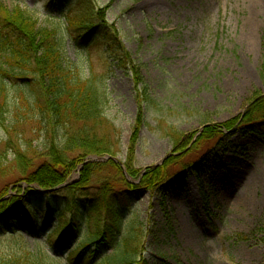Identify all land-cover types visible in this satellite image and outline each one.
<instances>
[{
    "label": "rangeland",
    "instance_id": "rangeland-1",
    "mask_svg": "<svg viewBox=\"0 0 264 264\" xmlns=\"http://www.w3.org/2000/svg\"><path fill=\"white\" fill-rule=\"evenodd\" d=\"M61 1L0 4L9 13L16 6L26 11L33 31L54 32L70 78L102 80L105 117L119 131L115 155L87 156L66 180H78L86 164L111 161L92 175L90 185L112 183L119 169L125 182L136 186L115 242L103 245L96 259L87 252L84 264H103L118 249L134 264H264V137L234 124L256 97L264 96L259 77L264 0H87L93 21L115 35L128 59L124 63L101 36L82 38L77 45L66 18L81 15L83 0ZM6 62L0 56V64ZM6 92L5 120L15 111L26 112L24 104L34 99L32 86L14 76ZM7 124L0 122V198L29 199L36 222L22 215L6 223L7 229L0 230V264H74L69 260L74 245L92 231L79 227L67 246L51 239L59 218L69 220L74 213L57 203L42 221L45 209L38 193L45 191L21 181L8 146L12 139L21 147L26 138L31 152H42V133L35 120H20L10 135ZM205 126L211 132L231 128L216 141V136H201ZM183 146L189 150L181 151ZM155 167H164L166 179L146 189L139 183Z\"/></svg>",
    "mask_w": 264,
    "mask_h": 264
},
{
    "label": "trees",
    "instance_id": "trees-1",
    "mask_svg": "<svg viewBox=\"0 0 264 264\" xmlns=\"http://www.w3.org/2000/svg\"><path fill=\"white\" fill-rule=\"evenodd\" d=\"M53 1L59 4L62 2ZM81 3L84 5L81 15L77 18H66L73 41L80 45L83 42L82 38L85 40L101 36L104 43L110 45L109 51L117 60L122 63L127 61L115 35L93 21L94 12L87 7V0ZM13 12L4 11L0 4V56L7 58L5 65L0 64V122L2 125L3 122H8L5 128L9 129L6 132L10 135L16 131L20 120L26 123L35 120L44 140L40 144L42 152H31L30 141L26 138L20 140L21 147L12 143L11 139L8 144L14 156L11 166L18 169L21 181L37 184L45 191L44 194L38 193L42 197L41 204L45 209L42 221H48L49 216L54 213L51 210L57 203L56 206L63 207L68 214L74 213L75 217L71 216L69 220L61 216L56 228L50 233L51 239H58L57 245L63 242H66V246L72 244L79 227L86 226L92 231L86 241L74 245L75 248L69 258L74 264H84L87 252L92 251L90 254L96 259L103 245L109 246L115 242L122 214L128 209L136 186H130L125 182L117 165L115 167L120 174L118 179L115 178L114 181L112 179V183L108 179L102 180L97 186H91L92 175H97L101 168L112 166L111 161L104 164H86L80 171L78 180L71 184L66 181L76 166L84 163L87 156L115 155L119 150V131L105 117L106 99L101 90L102 80L96 75L87 80H81L79 77L70 78L63 66L59 41L54 32L46 29L33 31V26L29 24L33 19L26 11L16 6ZM13 76L32 86L34 99L32 103L24 104L26 112L15 111L9 120H5L3 117L7 113L6 87L9 78ZM259 77L264 83V39ZM141 119L142 114H139L138 120ZM237 123L240 129L264 137V96L256 97L246 109L245 115L235 120L234 124ZM224 127L228 130L231 128ZM225 128H216L214 132L212 129L211 132V128L205 126L201 136L205 138L216 136L217 141ZM135 138L134 134L133 145ZM201 139L202 137L196 139L194 147ZM176 146L178 147V143ZM184 148L181 147V151L189 150ZM70 154L75 155L73 159H69ZM34 158L40 160L36 167ZM30 167L33 169L31 172ZM163 168H148L139 184L146 189L155 188L166 179L167 174ZM128 173L131 177L135 176L131 169ZM62 185L65 186L56 189ZM53 189L56 190L52 191ZM29 204V199L24 201L23 198L9 200L0 198V230L7 229L6 223L9 221H20L22 215L28 222L35 223L36 215ZM11 230L16 232V229ZM121 251L118 249V253L107 258L103 264L135 263V259Z\"/></svg>",
    "mask_w": 264,
    "mask_h": 264
}]
</instances>
